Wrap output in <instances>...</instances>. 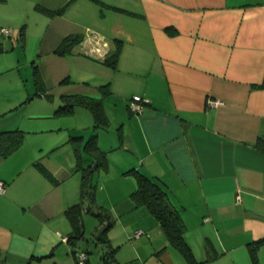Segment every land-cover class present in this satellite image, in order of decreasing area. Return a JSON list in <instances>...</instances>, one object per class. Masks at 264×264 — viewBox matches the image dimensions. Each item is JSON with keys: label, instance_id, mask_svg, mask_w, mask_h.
<instances>
[{"label": "crops", "instance_id": "1", "mask_svg": "<svg viewBox=\"0 0 264 264\" xmlns=\"http://www.w3.org/2000/svg\"><path fill=\"white\" fill-rule=\"evenodd\" d=\"M3 4L13 23L32 10L49 18L41 48L51 56L60 104L63 94L101 98L108 125L117 127L109 142L96 138L106 171L114 166L132 190L134 178L123 174L131 168L156 180L182 217L197 260L264 264V243L256 260L251 251L264 237V151L256 146L264 139V0H3L0 14ZM37 4L60 12L44 14ZM69 34L82 41L67 54L50 53ZM116 48L115 66L105 65ZM134 95L143 102L138 113L128 108ZM26 131L33 135L0 156V264H75L78 240H63L71 231L65 211L80 201L69 137L81 136L83 146L84 136ZM124 197L125 211L146 214L157 261L187 264L149 211Z\"/></svg>", "mask_w": 264, "mask_h": 264}, {"label": "rangeland", "instance_id": "2", "mask_svg": "<svg viewBox=\"0 0 264 264\" xmlns=\"http://www.w3.org/2000/svg\"><path fill=\"white\" fill-rule=\"evenodd\" d=\"M8 13L7 4L1 5L0 22H5L13 35H0L3 47L0 52V131L14 128L23 131L54 128L56 134L53 135H65L67 138L69 134H80L87 142L92 135L97 138L99 133V144L104 143L105 138L109 142L110 133H116L117 127L95 123L91 112L82 106L74 107V116L53 115L60 104L59 83L56 72L48 63L51 56L41 48V45L48 41L47 33L51 28L49 18L32 10L30 18H24L18 24L5 17ZM0 26L3 25L0 23ZM20 37L21 40H18ZM113 115L117 116L115 113ZM29 134L33 135L31 132H25L26 136ZM96 143L98 144L97 139ZM74 146L82 166H91L89 179L95 202L103 201L109 215V219L102 222L92 213L83 211L81 223L84 231L83 235L77 237L76 248L87 253L89 264H108L109 261L131 264V260L135 261L133 264H160L155 255L158 250L155 249L157 240L153 241L146 214L139 219V214L132 210L125 211L128 199L124 196L133 191L130 182L118 176L114 166L108 171L100 164L95 168L97 161L94 154L84 151L78 141H74ZM108 222L110 226L105 229ZM102 229L105 230L101 239L98 233ZM136 230L143 231V234L134 237ZM104 256L107 258L103 259ZM58 264H62V261H58Z\"/></svg>", "mask_w": 264, "mask_h": 264}, {"label": "trees", "instance_id": "3", "mask_svg": "<svg viewBox=\"0 0 264 264\" xmlns=\"http://www.w3.org/2000/svg\"><path fill=\"white\" fill-rule=\"evenodd\" d=\"M3 1V0H0ZM36 10L47 14L54 15L59 13L60 11H55L52 9H48L42 5L37 4L35 6ZM8 28V27H5ZM11 30V29H10ZM12 35V30H11ZM6 36V37H11ZM22 35V33H21ZM21 40V37L18 38ZM82 41L81 34H69L62 38V40L58 43V45L53 50L54 53L59 55H64L69 53L73 46L80 43ZM3 51L2 43L0 42V52ZM118 58V48L113 50L112 52L106 53L102 62L105 65L110 67H114ZM65 81V79H63ZM62 103L58 105L57 109L54 111V115H68L74 111L75 106H82L88 108L94 118V122H101L103 125L108 124V119L104 113L102 107L101 98H95L84 95L77 94H63L61 95ZM95 126V125H94ZM96 127V126H95ZM25 132L19 128H14L10 130L0 131V156L6 157L18 147H20L24 141ZM82 140L81 136L71 135L69 137V142L74 146V141ZM256 146L264 151V139H258L256 142ZM83 149L86 152H90L94 154V159L97 161L95 164V168L100 164L104 169L107 167L106 157L103 151H101L96 143V135H92V137L84 142ZM74 152L77 158L78 167L81 170V183H80V201L66 209L65 215L69 220L71 231L66 237V242L73 243L77 240V237L83 235L81 216L83 210L90 211L96 217L99 218L100 221L108 220L109 215L107 210L102 208L101 206L95 203L94 193L90 187H92L89 174L91 166L89 168L83 167L80 162L79 155L77 150ZM38 169L45 174L47 177H50L51 174L47 171L42 165L38 162L34 163ZM123 174L131 175L135 181V189L130 193L132 200L136 206H144L149 213L156 219L160 227L162 228L165 236L169 240L170 244L175 246L184 256L187 261V264H205V261H199L194 257L191 248L184 238V233L186 231V225L182 220L178 210L171 204L166 191L163 187L156 181L153 180L137 169L131 168ZM87 203L86 206L83 204ZM110 226L109 222L105 229ZM264 243V237L258 239L254 245L251 247L252 257L256 260V247ZM107 258L104 256V259ZM25 264H30L29 262ZM88 264V262H87ZM108 264H113L110 261Z\"/></svg>", "mask_w": 264, "mask_h": 264}, {"label": "built area", "instance_id": "4", "mask_svg": "<svg viewBox=\"0 0 264 264\" xmlns=\"http://www.w3.org/2000/svg\"><path fill=\"white\" fill-rule=\"evenodd\" d=\"M0 34L4 36H10L11 30L9 28L0 27ZM95 50L96 52H99V48H95ZM206 104L216 106V105L222 104V101L219 99L207 98ZM142 106H143V102L140 96L134 95L129 100L128 108L132 112H136V113L140 112V110L142 109ZM5 186H6V183L3 180H0V194L4 192ZM141 234H143V231L136 230L134 231L133 236L138 237ZM63 240L66 241V237H63ZM74 257H75V264H87L88 262L87 253L83 250L74 251Z\"/></svg>", "mask_w": 264, "mask_h": 264}, {"label": "water", "instance_id": "5", "mask_svg": "<svg viewBox=\"0 0 264 264\" xmlns=\"http://www.w3.org/2000/svg\"><path fill=\"white\" fill-rule=\"evenodd\" d=\"M104 231V229H102L101 231H99V233H98V237H100L101 238V236H102V232ZM102 239V238H101Z\"/></svg>", "mask_w": 264, "mask_h": 264}]
</instances>
